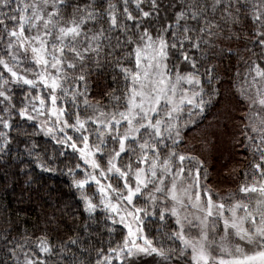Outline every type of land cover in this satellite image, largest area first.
Masks as SVG:
<instances>
[{
  "label": "snow or ice",
  "instance_id": "obj_1",
  "mask_svg": "<svg viewBox=\"0 0 264 264\" xmlns=\"http://www.w3.org/2000/svg\"><path fill=\"white\" fill-rule=\"evenodd\" d=\"M225 53L250 159L239 193L221 196L182 148L221 100L212 56ZM109 69L108 103L93 102ZM13 132L59 145L25 141L42 172L65 165L84 222L4 227L0 264H264V0H0V153Z\"/></svg>",
  "mask_w": 264,
  "mask_h": 264
},
{
  "label": "trees",
  "instance_id": "obj_2",
  "mask_svg": "<svg viewBox=\"0 0 264 264\" xmlns=\"http://www.w3.org/2000/svg\"><path fill=\"white\" fill-rule=\"evenodd\" d=\"M79 2L83 4L88 2V0H79ZM98 2L103 3L104 0H98ZM163 2L167 4L168 0H163ZM161 15L163 16V12ZM152 23H155V21ZM220 46L231 47L232 49H243L244 42L222 41L220 42ZM240 54L245 58L250 55V53L243 51ZM212 59L216 61L218 71L222 77L221 85L217 86L222 87L223 95L220 102L210 107L204 116L200 118L198 126L190 128L186 136L192 134L191 138L193 143L191 145L202 153H205V159L207 161L214 163L217 160L218 164L215 163L216 166L211 167L213 179L217 180L219 184L223 183V185H228V183L234 184L236 181L238 184H241L245 182L244 173L249 171V162H246L244 157H242V154H248V149L240 143L238 123L232 119L229 126L227 125L229 130L227 135H229L230 140L224 151L214 156L209 155L207 150L209 142L211 141L209 137L215 135L213 134V129L210 130L207 127L208 120L213 115L212 112L215 113L216 111L218 115L222 109L231 105L234 89L231 88L232 80L229 77L234 76L236 71L235 66L238 63L236 57L230 53H225L219 58L212 56ZM239 64L241 71H243V61H239ZM92 81L90 95L95 98L93 102L100 100L103 104H107L106 91L110 90L112 84L110 69L103 76L97 77L94 75ZM225 113L228 115L230 109ZM233 115L238 117V113H233ZM220 121L215 123L217 124L216 127L221 128L226 124L221 118ZM29 131H31L30 126ZM12 135L16 139L10 145V150L5 153H0V230L4 227H12L14 234L19 235V230L27 227L31 232L39 234L44 231L45 225L47 224L50 233L55 231L56 225H59V234L63 235V232L66 230V225L82 224L84 222L82 206L75 189L71 187V181L68 175L64 174L66 172L65 165L59 164L57 171L54 173L42 172L35 166L33 157L28 155L26 148L30 147V145H26L25 141L29 139L36 140L38 142L37 151L41 152H43L45 147L49 152H52L59 145H55L54 141H50L47 137L43 136L29 137L16 132H13ZM191 145L182 148V150L191 152ZM68 164L70 166L71 161ZM250 180L251 174L248 176V182ZM213 190L217 191L214 188ZM73 214L79 217V219L73 220ZM7 217H11V225L6 224ZM156 227V225H148L145 231L149 232V229H151L149 234H154ZM5 251L3 244L0 243V260L4 258ZM143 264H152V258L144 257Z\"/></svg>",
  "mask_w": 264,
  "mask_h": 264
},
{
  "label": "rangeland",
  "instance_id": "obj_3",
  "mask_svg": "<svg viewBox=\"0 0 264 264\" xmlns=\"http://www.w3.org/2000/svg\"><path fill=\"white\" fill-rule=\"evenodd\" d=\"M229 109H231V105L225 107L224 109H222L218 115H217V112L215 111L212 112L213 115L210 117V119L208 120V123H207V127L210 128V130L213 129V134L215 135H212L210 136V142H209V145L207 147V150H208V154L209 155H214V156H217V154H220L222 151H224V149L226 148L227 146V143L229 142L230 138H229V135H227V133H229V130L227 128V125L229 126V123H231L232 121V118H231V115H233V113H230L227 115L225 112L228 111ZM220 118L222 119L223 122H226L225 125H223L221 128L219 127H216L217 124H215L216 122H221L220 121ZM215 124V125H214ZM214 126V128H213ZM225 126V128H224ZM238 127L240 128V125L238 124ZM239 128H238V131H239ZM192 134L186 136V140H187V143H188V147L189 145H191L193 143V140H192ZM239 140H241V144L243 145L244 147V141H243V137L239 135ZM242 147V148H243ZM191 152L194 154V155H197L199 156L206 164L207 166V169H208V173H209V180H208V183L212 185V187L214 189H216L221 196H227L229 193H239V186L240 184H238V182L236 181L234 184H229L228 185H223L222 184H219V182H217V180L213 179L212 178V169L211 167H214L216 166L217 163V160L212 163L210 161H207L205 159V153H202L201 151L197 150L196 147H194L193 145H191V148H190ZM243 151H245L243 149ZM242 157H244V159L246 160V162H249V159L250 157H248V154L247 155H244L242 154ZM217 158V157H216ZM216 163V164H215ZM213 170L215 171V169L213 168ZM229 170V169H228ZM230 172V171H229ZM252 181V177H251V180L249 183H251ZM250 195H254V194H250Z\"/></svg>",
  "mask_w": 264,
  "mask_h": 264
}]
</instances>
